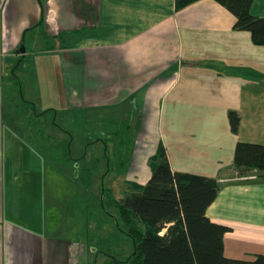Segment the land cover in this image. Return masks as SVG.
<instances>
[{
	"label": "crops",
	"instance_id": "crops-1",
	"mask_svg": "<svg viewBox=\"0 0 264 264\" xmlns=\"http://www.w3.org/2000/svg\"><path fill=\"white\" fill-rule=\"evenodd\" d=\"M250 12L264 17V0H253ZM234 21L215 0L179 10L174 0H0V264H88L93 249L89 239L77 243L48 234L45 196L39 171H33L40 161L34 163L31 144L3 121L1 88L14 61L30 57L36 63L44 100L43 73L49 91L57 88L44 112L56 103L57 113L101 111L119 120L116 131L135 133L137 140L128 144L136 147L127 182L144 184L151 174L147 161L162 139V118L184 154L192 136L201 135L202 121L216 119L210 115L209 84L227 87L233 80L254 97L264 84V45L233 28ZM40 28L60 42L34 48ZM21 45L24 53L18 52ZM230 67L231 75H223ZM239 116L237 133L243 126ZM239 141L230 144L232 158L226 160L217 143L211 152L198 151L197 172L173 168L166 154L172 170L217 179L220 189L206 215L231 228L224 235L227 257L252 259L264 254V181L238 176L231 160Z\"/></svg>",
	"mask_w": 264,
	"mask_h": 264
},
{
	"label": "rangeland",
	"instance_id": "rangeland-1",
	"mask_svg": "<svg viewBox=\"0 0 264 264\" xmlns=\"http://www.w3.org/2000/svg\"><path fill=\"white\" fill-rule=\"evenodd\" d=\"M44 33L45 28L34 32V36L37 37L34 48L56 46L60 42L59 39L55 40L52 37L47 39ZM13 64L14 74L11 71L5 73L1 88L4 100L3 121L8 128L15 130L19 136L31 144L35 150L34 163L40 161V166H35L33 171H39V188L45 196L48 234L63 240L87 243V239L90 238L86 233L87 205L88 210L91 209L90 212L95 210L93 200L95 197L99 198L103 187L107 189L112 187L116 198L133 190L131 183L127 180L130 178V159L134 154L131 149L136 147L132 146V142L138 137L135 133L132 137L121 135L124 141L127 139L125 142H130V138L133 139L129 146L123 147V158L127 162L126 171L122 173L112 171L107 174L106 155L108 152L111 154L110 140L116 143L121 137L116 136L119 120L109 118L107 117L109 115L101 111H82L72 114H63L58 111L57 113L55 106H58V103L52 107L53 110L44 112L43 108L48 98H54L56 95L54 91L57 88L49 91L50 83L43 73L42 82L48 83L46 100H44L43 89L38 85V83L41 85V82L36 77V63L31 62L30 57H27L22 61L15 60ZM230 70L232 67L221 71H224L223 75H231L228 73ZM9 82L12 83L10 84L12 87ZM208 90L210 115L214 114L216 119L211 118L210 124L209 121H202V126L198 127L202 128L201 135L192 136V140L185 145H188L189 152L184 154L178 152L176 144L178 140L175 141L170 132L169 120L164 117L159 121L162 136L160 143L165 150H168L173 168L185 166L191 172H197L200 161L196 154L204 150L211 152L212 143L222 146L220 155L224 160L228 157L232 158V148L237 140L264 143V84H258L255 97L253 91L250 96L249 89L238 87L233 80L228 82L227 87L209 84ZM30 101L35 102L34 106ZM231 109L242 116L243 126L238 133L230 129L228 113ZM254 121L257 126L253 124ZM213 127L214 135L205 133L202 135L203 131ZM103 142L109 145L106 146ZM160 143L158 142V145ZM230 144L233 145L232 148ZM231 164L233 165L232 160ZM147 167H149L148 161ZM87 168L91 172L89 185H85ZM101 216L107 219V215L101 213ZM103 235L89 239L93 249L90 250L92 252L89 253L88 264H105L108 245L101 240ZM110 238L114 242L111 246L122 249V253L117 258L125 260L133 250L131 238L125 232Z\"/></svg>",
	"mask_w": 264,
	"mask_h": 264
},
{
	"label": "trees",
	"instance_id": "trees-1",
	"mask_svg": "<svg viewBox=\"0 0 264 264\" xmlns=\"http://www.w3.org/2000/svg\"><path fill=\"white\" fill-rule=\"evenodd\" d=\"M195 1L174 0L175 8L179 10ZM215 1L235 17L233 28L249 31L254 44L264 45V17L251 14L253 0ZM228 119L230 129L237 132L239 114L230 110ZM122 132L116 136H130ZM122 136L116 143L110 140L113 149L106 155L107 171L121 173L125 169L123 147L129 141L125 142L127 139L124 141ZM233 165L238 176L251 174L264 181V144L237 142ZM148 166L151 174L144 184L132 183L133 190L121 198L103 187L99 198L93 200L95 210L90 212L87 205L86 233L93 239L104 234L101 240L108 245L105 264H264L263 253L252 259L225 255L224 235L231 228L206 215L220 189L216 178L172 170L162 143L149 158ZM90 175L87 168L85 185H89ZM120 232L133 242V250L125 260L117 258L122 249L111 246L114 242L110 237Z\"/></svg>",
	"mask_w": 264,
	"mask_h": 264
},
{
	"label": "water",
	"instance_id": "water-1",
	"mask_svg": "<svg viewBox=\"0 0 264 264\" xmlns=\"http://www.w3.org/2000/svg\"><path fill=\"white\" fill-rule=\"evenodd\" d=\"M18 52L24 53L25 52V48L23 45H21L18 49Z\"/></svg>",
	"mask_w": 264,
	"mask_h": 264
}]
</instances>
